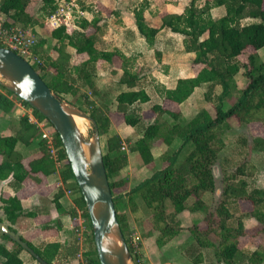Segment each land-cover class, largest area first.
<instances>
[{"label":"trees","instance_id":"16d2710c","mask_svg":"<svg viewBox=\"0 0 264 264\" xmlns=\"http://www.w3.org/2000/svg\"><path fill=\"white\" fill-rule=\"evenodd\" d=\"M32 1L0 0V11L9 24L34 29L38 25L36 16L28 12ZM199 1L190 0L181 14L164 15L157 26L145 18L144 8L134 11L136 28L148 44H154L161 30L168 29L184 37L185 51L195 55L193 66L201 68L195 77L179 79L174 88L159 91L164 103L155 104L152 111L171 121L170 128L163 134L168 149L159 156L162 168L155 169L152 176L129 190L126 179L121 176L130 164L128 155L121 152L123 141L118 135L108 136L112 126L109 116L97 109L87 94L79 98L77 81L74 79L75 74L85 81L92 95L98 96L99 65L111 63L120 56L124 71L116 96L118 112L123 114L127 126L137 127L140 124L143 116L136 113V106L149 103L151 96L141 84L142 77L126 67L127 58L120 51L107 50L102 14L94 13L91 21L78 19L72 33H68L64 26L52 30L51 38L56 41L52 48L47 39L38 37L35 53L40 63L33 67L52 91L63 99L72 96L69 102L97 121L101 142L102 136H108L106 151H103L104 162L118 220L135 264H138L139 257L127 237L131 217H134L135 223L149 226L143 239L156 233L155 243L161 249L184 230L179 219L183 213L204 214V224L195 223L188 228L193 238L190 250L199 252L192 259L194 264L208 259L206 250L213 251L214 261L209 260L211 264H264V247L254 251L240 248L242 238L248 235L245 219L254 218L260 224L258 233H264V189L252 187L241 177L244 174L241 168L237 169L235 175H228L223 169L225 177L219 204L212 209L206 202V195L217 190L214 166L220 154L229 148L224 138L225 133L231 130L232 123L240 126L259 123L264 128V61L259 56V51L264 48V0H206L202 6L198 5ZM60 3L61 0H42L38 13H42L47 20L58 10ZM82 9L85 10L84 7ZM216 9L223 10L224 14L216 17ZM52 51L56 55H51ZM72 56L87 58L73 64ZM239 77L247 81L245 86H239ZM204 86L207 88L206 100L213 105L214 115L203 110L186 121L180 105L187 102L197 88ZM217 88L218 95L215 94ZM0 89L3 90L0 92V120L5 119L12 130L9 136L0 135V181L12 176L10 187L14 191L9 198H1L6 220L13 226L22 216H26L21 195L25 182L34 175L48 178L56 172V165L60 164L61 180L67 190L78 195L75 203L83 210L92 230L86 203L59 135L55 132L57 157L54 158L39 126L31 121L30 116L17 117L18 103L31 109L39 123L50 125L48 120L1 85ZM235 97V103L227 105ZM161 130L158 120L149 123L141 138L130 145V151L137 155L144 168H156L153 141L161 135ZM177 142L180 145L174 148ZM240 145L250 147L254 153H264V136H254L251 141L242 138ZM25 149L28 156L23 152ZM233 152L237 156L240 154L236 149ZM122 198L127 199L129 211L118 209V201ZM243 203H250L251 210L243 212ZM169 205L173 208L171 213L168 212ZM12 226L10 229L17 233ZM2 237L11 245L0 244L2 264H27L23 253L28 251L8 235L2 233ZM21 239L51 264L55 252L50 257L45 256L23 236ZM29 257L36 260L30 253ZM84 257L86 264H100L92 231Z\"/></svg>","mask_w":264,"mask_h":264},{"label":"rangeland","instance_id":"374dc122","mask_svg":"<svg viewBox=\"0 0 264 264\" xmlns=\"http://www.w3.org/2000/svg\"><path fill=\"white\" fill-rule=\"evenodd\" d=\"M115 1L116 3H114ZM205 1L206 0H200L198 2V5L202 6ZM77 2L80 8L84 7L85 11L87 10L86 17L89 19H92L94 17V13H102L104 15L105 18L102 20L101 24L103 26V36L105 38L104 42L106 43L107 50L120 51L122 54L126 55L127 51H125L124 49L125 45L123 37H129L131 33H135L133 32V29H136L134 17V11L136 9L144 8L145 16L149 19L150 23H154V18H159V15L163 16L167 14L183 12L190 0H77ZM61 4L62 3H60L59 6ZM41 5L42 0H33L28 7V12L36 16L38 22V25L34 27L36 35L39 38L47 39L49 47L52 48L56 44V41L51 38L53 29L50 26H47V20H45L44 15L42 13H38ZM223 14V10L216 9L214 11V15L216 17H220ZM76 21H78V19H75V22ZM182 44H184L183 36L175 35L172 32L166 30L158 36L156 45L157 49L163 50L162 52H160L162 53V55L164 54L162 58H159V56L156 54L157 49L156 52L149 50L147 51L146 47L144 46L145 44L143 46L136 45L138 52L142 51L143 54V57H141L140 59V61L142 60L144 66L146 67L145 68L143 66V71L145 73H149V75L145 76L144 82H141V84L147 89L149 95L151 96V101L149 103H139L136 106V113L143 116L140 124L137 127L127 126L124 123L123 114L119 113L117 108L116 96L119 93V82L123 76L124 71V68L122 67V59L120 56L116 57L113 62L103 64V66L101 67V76L98 77L97 82L100 91L98 96L92 95L87 88L85 81L74 74V79L77 81V87L79 89V98L82 97L81 95L87 94L89 99L95 104L96 108L105 115L109 116L112 126L108 136L118 135L123 141L121 152L128 155L130 164L123 170L121 176L126 179V188L128 190L139 184V182L143 181L145 178L152 176L155 169L162 168L159 156L166 152L168 149V147L165 145V137L163 136V134L170 128L171 121L167 117L158 116L152 111V107L155 104L164 103V99L160 96V93L157 89L159 88L156 82L158 81L157 78H159V80H163L164 78L162 75L164 74V72H168V75H172V73H175V75L172 77L174 79H176V77L196 75V73L201 68L200 66H193V54L185 55L181 54L179 51L174 50V46L177 45V47L181 48ZM132 45L135 46L134 44ZM135 49L136 48H133V50L131 51L136 52ZM51 54L56 55V52L52 51ZM259 54L260 59L264 61V48L259 51ZM127 56H129V53L127 54ZM83 59H85V56H78L76 58L72 56V63L78 64ZM144 60L146 63L144 62ZM131 62V58L126 59V67L132 69V66L134 65ZM138 68H140V65H138ZM177 70L178 72H174ZM150 79H152V81H150ZM246 83L247 81L244 78H238L239 86L243 87ZM206 90L207 88L205 86L197 88L193 96L187 102L183 103L182 106L180 105L179 109L186 121L203 110H207L212 115H214L215 111L213 105L209 103L205 97ZM0 91L3 92V90L1 89ZM218 92L219 89L217 88L215 90V94L218 95ZM72 98V96H65V100L68 102L72 100ZM235 101L236 97L232 98L230 102L227 103V105H232L235 103ZM16 115L17 117L29 115L32 122H34L35 120L32 114V110L23 107L19 103ZM156 120H158V123L162 127L161 135L153 141V153L155 157H157L154 163L156 168H153L154 166L151 168H144L143 166H141L137 155L130 151V145H134V143L139 138H141L146 125H148L149 123L152 124ZM80 127L81 129L84 128V134L86 138L88 140L91 139L92 134L90 125L85 121H82ZM108 136H102V147L104 152L106 151V140ZM254 136H264V128L262 124L255 123L249 126H240L238 123L233 122L231 130L225 133V143L229 146V148L226 149L227 151L224 150L220 154L219 161L214 166L217 190L212 194L206 195V202L212 207V209H215V207L221 200L223 180L225 177L222 173L223 169L227 171L228 175H235V173L238 171L237 169L241 168L244 171V174L241 175V177H244L248 182H250V184H252V187L257 186L261 189H264V153L257 154L254 153L250 147L243 148L240 145V140L242 138H247L249 139V141H251ZM179 145L180 144L178 142L175 143L174 148L179 147ZM123 146H125V149H123ZM235 149L236 151L240 152L238 156H235L234 154L232 156V151ZM127 203V199H120L118 201V209L120 211H129ZM246 204V206L248 207L246 209L252 208L250 203ZM168 207V212L171 213L173 211V208L170 205ZM185 215L186 214H182L181 217L179 216L183 220L182 225L184 228V230L180 234L185 239L187 238L183 235H186L188 238L193 239L190 231L188 230V226L191 222L189 221V219L185 218ZM2 220L3 223H5V221L8 222L5 216ZM197 222L199 221L197 220ZM148 227V225L143 227L142 224L139 225L135 223L134 217H131V223L129 224L127 237L131 240V245L134 248L137 256H140L143 259L150 258L152 262L157 264L161 262V249L157 247L155 243L156 233H153L152 237L150 238L143 239V235L146 231H148ZM259 230L260 224H254L253 226H250L248 228V237L242 239L241 247L245 249H247V247L251 248L253 246L256 248L257 246L264 247V233H258ZM91 231L92 230L90 229V233ZM257 233L258 235H260L259 238H256ZM148 240L149 242L146 244ZM144 242L146 245H144ZM0 244H6L11 247V245L3 239L1 232ZM136 250H138V253L136 252ZM144 252L146 256L144 255ZM198 253L199 252L190 250V246L184 247L183 254L185 258L183 257L184 260L181 258L180 259L183 264H191L192 259L195 258ZM23 255L27 259V261H32V259L29 258L28 252H24ZM206 256L209 260L212 261L213 251L206 250ZM175 258H179L177 257V254L174 256V259ZM1 262L2 258L0 256V264ZM212 263L214 264V262Z\"/></svg>","mask_w":264,"mask_h":264},{"label":"water","instance_id":"95a60500","mask_svg":"<svg viewBox=\"0 0 264 264\" xmlns=\"http://www.w3.org/2000/svg\"><path fill=\"white\" fill-rule=\"evenodd\" d=\"M0 85L38 111L59 135L86 203L100 264H135L118 220L97 121L52 91L28 61L1 46ZM77 118L90 125L91 139ZM0 230L44 263L8 225L0 223Z\"/></svg>","mask_w":264,"mask_h":264},{"label":"crops","instance_id":"0c3cea01","mask_svg":"<svg viewBox=\"0 0 264 264\" xmlns=\"http://www.w3.org/2000/svg\"><path fill=\"white\" fill-rule=\"evenodd\" d=\"M65 1L66 2L75 1L76 4L78 3L77 0H70V1L65 0ZM114 3H116V1ZM80 9L84 12V16L80 18H86L89 21L93 19V18L89 19L86 17L87 10L85 11L84 9H82V7ZM181 13H172V14H181ZM144 16H145V12H144ZM163 16L159 15V18L158 17H156V19L154 18V23L152 22L150 24H152L153 26H157L160 22V18ZM102 17L103 19L105 18L103 14ZM145 18L149 21V19L146 16ZM76 22H74L75 27H76ZM166 30L168 29L161 30V32L156 37V42L152 45L148 44L139 35L137 28L135 30L133 29V32H135L134 34L131 33L129 37L128 36L123 37L124 45H125L124 49L125 51H127L126 55L124 54L123 55L127 57V59L131 58L132 60L131 63L134 65L132 66L131 71L134 73L136 72L142 77L141 82H144L145 76L149 75V73H145L143 71L144 64L142 60L140 61L141 57H143V54L142 51L138 52L136 45L143 46L145 44L144 46L146 47L147 51L149 50L156 52L158 36L161 33L165 32ZM132 44H134L135 46H133ZM133 48H136L135 49L136 52L131 51L133 50ZM174 50L179 51L181 54H185V55L193 54V53H187L185 51L184 44H182L181 48L177 47V45L174 46ZM162 51H163L162 49H157L156 54L159 56V58H162V56L164 55L160 53ZM128 53L129 56H127ZM74 57L76 58V56ZM86 58L87 57L85 56V59H83L82 61L86 60ZM138 65H140V68H138ZM102 66L103 64L99 65L100 68L99 73L101 72ZM174 72H178V70ZM174 75L175 73H172V75L171 74L168 75V72H164V74L162 75L164 78L163 80H159V78L156 77L158 79V81H156L157 85L159 86V88H157L158 91L164 88L165 89L174 88L179 79L192 78L196 76V75H190L186 77H176V79H174L172 78ZM150 81H152V79H150ZM11 134H12V130L9 127L8 122H6L5 119L2 118L0 120V135L9 136ZM54 142L56 144L55 139ZM23 152L27 156L29 155L26 149L23 150ZM233 154L235 155L236 153L232 151V156ZM56 166H57L56 172L50 175L48 178L42 175H38V176L34 175L25 182L24 189L21 195H22V206L24 210L23 212L26 216L25 217L22 216L18 220V222L13 226L6 221L4 224L7 223L6 225H8L9 227L12 226L13 228H15L20 236H23L25 239H27V241H30L41 252L45 253V256L50 257L55 252L54 255L55 258L51 261V264H86L84 253L86 249L89 247V239L91 235L90 223L89 220L84 216L83 210L75 203V198H78V195H76L73 192L69 194L68 191H70V189L67 190L66 186H64L60 176V170H59L60 164H57ZM12 178L13 177L11 176L9 179L5 181H0V220H2L5 216L2 208L3 203L1 202V198H9L10 196L14 195V191L12 187H10V182L12 181ZM61 193H63V195L61 196V198H59L58 195ZM246 205H247L246 203L241 204L243 212H248V210L249 211L251 210V209H246L248 208ZM183 214H186L185 218L189 219V221L192 223V224L190 223L188 227H190V225L192 226L195 223L202 225L204 219L203 213H194V214L183 213ZM180 217L179 219L183 221L182 218ZM197 220L199 222H197ZM244 224L246 230L248 231V228L250 226H253L254 224L258 225L259 223L254 218H247L244 220ZM183 236L186 237L188 240L183 238L182 235L179 234L174 240H172L166 246L161 248L160 250L161 262L157 264H179V263L183 264L181 261L183 257L185 258L183 254V249L184 247H188L193 244V239L188 238L186 235ZM256 236H257L256 238H259L260 235L256 234ZM246 237H248V235ZM148 242L149 240L146 242V244ZM146 244L144 242V245ZM48 247H53V248L51 249ZM240 248L243 249L244 251H254L258 248V246L257 248L253 246L251 248L247 247V249H245L241 247V243H240ZM176 254L177 257H179L178 259L176 258L174 259V256ZM41 259L44 261V263L36 259L32 261H27V264H48L43 258ZM144 261L146 262V264H151V263L156 264L152 262L150 258L148 259L144 258ZM191 264L194 263L191 262ZM199 264H211V263L209 259H202V262H200Z\"/></svg>","mask_w":264,"mask_h":264},{"label":"built area","instance_id":"2783aa9c","mask_svg":"<svg viewBox=\"0 0 264 264\" xmlns=\"http://www.w3.org/2000/svg\"><path fill=\"white\" fill-rule=\"evenodd\" d=\"M61 3L62 4L59 6L58 10L47 19V26H50L53 30L64 26L66 27V31L68 33H72L75 27V19L77 20L80 17H83L84 12L78 7L75 1L66 2L65 0H62ZM37 43L38 36L32 28H25L9 24L4 13L0 11L1 47L11 49L33 66L37 63H40V59L35 53V47ZM34 123L39 126L42 132V138L47 142L51 155L56 158L57 147L54 142V129L48 123H39L36 119L34 120ZM123 149H125V146H123ZM72 192V190L68 191L69 194ZM136 252L138 253V250H136ZM138 257V264H146L143 258L140 256Z\"/></svg>","mask_w":264,"mask_h":264},{"label":"bare ground","instance_id":"6f19581e","mask_svg":"<svg viewBox=\"0 0 264 264\" xmlns=\"http://www.w3.org/2000/svg\"><path fill=\"white\" fill-rule=\"evenodd\" d=\"M82 121H85V120H83V119H81V118H77V124H78L79 127H80ZM80 128H81V127H80Z\"/></svg>","mask_w":264,"mask_h":264}]
</instances>
